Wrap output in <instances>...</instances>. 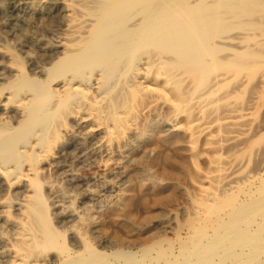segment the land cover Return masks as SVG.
Listing matches in <instances>:
<instances>
[{"label": "bare ground", "instance_id": "obj_1", "mask_svg": "<svg viewBox=\"0 0 264 264\" xmlns=\"http://www.w3.org/2000/svg\"><path fill=\"white\" fill-rule=\"evenodd\" d=\"M45 1L0 0V26L5 34L9 37L24 34L31 39H36L37 36L35 37L32 31L34 26L41 20L43 22L44 18L52 17V12ZM74 1L88 3L93 7L99 4V10L97 9L99 14L86 13L89 17L87 26L90 25L93 29H84L83 33H86L87 41L85 40L86 44L82 50L66 53L62 58L57 57L58 59L56 58L57 60L53 61L54 63L49 67V72L54 70L51 73L54 74L53 81L60 80L59 89L61 91L81 87L84 82L83 72L85 69H90L91 72L92 68L87 67L93 63L98 65L102 63L100 70L115 74V65L125 53L130 51L131 55V50L146 47L164 37H167V40L164 43L161 42V46L156 47L155 55L158 56L159 52L167 50L174 56L173 60L176 57L175 60L181 65L180 69L185 76L182 82L180 81V84L172 90L158 88V92L151 93L148 92L149 87L146 86L148 84L143 86L142 90L150 103L157 102L169 93L170 100L165 108L171 110L170 113L179 110L180 104L176 103L183 102L182 95L190 89L192 79H188L187 75H194L196 78L195 74L198 72L201 74V69L206 64L205 61H211V54H208L201 43L214 38L211 35L216 32L218 35H214L217 36L215 42L226 46L224 50L222 49L223 51L234 52L238 48H247L244 54L249 60L254 61L260 58L258 62H252L258 69L251 77L233 82L234 84L231 85L239 94L245 91L246 97L238 100L230 97L231 91L226 94L219 93L218 85L221 80L219 81L218 76H213L200 95L187 98L189 106L187 114L171 120L172 123L166 129L159 128L157 123H151L148 126L143 138L139 141L138 150L135 152L132 150L129 156L134 158L140 152L145 153L151 170L145 171L146 175L142 180L136 177L130 180L131 175H129V183L125 182L127 185L123 191L114 195L115 200L113 197V201L111 203L109 201L105 211L114 222L113 227L116 225L122 227V231H119L121 228L119 230L114 228L113 234L101 237L98 246L91 245L89 241L82 242L76 236L71 235L68 244L62 242L59 245L58 253L44 257L48 249L57 244L59 232L48 224L46 208L42 202L38 213L28 208L27 200H21L16 202L15 206L29 216L37 230V234H34L37 237L26 239L28 240L24 242L26 246L22 248L24 251L10 254L9 257L13 260H6L4 264H264V109L259 115L254 112L263 103L259 93L262 92L261 89H264V0H168L159 9L158 4L164 0ZM58 4L54 0V8ZM135 7L139 8L144 16L128 24L131 8ZM226 28L228 30L219 35V32L223 33L222 31ZM200 51L203 55L206 54L201 55L202 58L197 56L198 53L201 54ZM97 52L100 53L99 56ZM95 55L96 60L93 58L94 61L90 63V58L92 60ZM194 57L200 59H194ZM155 61L152 60V62ZM230 63V66L240 68L239 65ZM121 65L123 67L122 63ZM94 66L95 64L92 65ZM70 70L74 72V75L64 80L65 72ZM204 70L203 68L202 72ZM185 71L188 72L187 75ZM202 74L204 75V72ZM25 76L29 75L27 76L26 73ZM115 76L118 75L115 74ZM18 78L16 77L12 83H15ZM23 78L24 76L21 79ZM38 80L29 77L27 83L33 86L38 83ZM198 82L203 83L199 80ZM27 85L9 87L7 91L0 87V116L18 118L22 115L18 106L22 105L27 108L29 118L33 120L36 118L35 116L53 92L47 89L44 91V93L47 92L44 96L39 89L34 91L35 95H33L31 93L33 90L26 89ZM40 94L44 96V100H39ZM82 98L85 99V97ZM113 101H115L114 98ZM143 105L146 106L145 103ZM174 108L175 110H172ZM54 110L56 111V108ZM49 111L52 112L50 114L52 116L54 111ZM50 116L45 115V119L47 120ZM6 124L7 122H0V186L6 190H14L18 186L31 185L37 192L40 190L39 182L32 177L36 174L38 163L47 165L49 169L56 166L49 156L33 159L27 155L28 145L26 146L24 142L26 135L18 134L12 137V132H15L16 127L6 128ZM27 124L29 123L25 126ZM73 124L77 128H85L88 126V121L80 118L73 120ZM133 126L135 127L134 124ZM47 130H49V125L46 127ZM67 133L69 135L70 131ZM40 143L42 140L34 143L33 151L40 146ZM13 147L16 148L14 153L10 151ZM61 148L62 145L57 151ZM6 154L10 156L6 157ZM27 160L29 164L24 163ZM177 212L184 214L185 218L181 222L178 220V224L170 226L174 224L172 219ZM141 214L144 217L162 214L166 216L163 220V224H166L157 230L147 226L138 229L134 219ZM19 215L22 216V214ZM168 232L174 234L173 239L166 236ZM39 246L42 248L37 249ZM2 257H5L3 253L0 254V258Z\"/></svg>", "mask_w": 264, "mask_h": 264}, {"label": "rangeland", "instance_id": "obj_2", "mask_svg": "<svg viewBox=\"0 0 264 264\" xmlns=\"http://www.w3.org/2000/svg\"><path fill=\"white\" fill-rule=\"evenodd\" d=\"M56 1L57 3H59L56 7L57 9L54 8V0L45 1L50 8V12H52V17H48L47 19L44 18L43 22L41 20L40 22H37L38 26L37 24L34 26L32 31L33 34H35L34 36H37L36 39H31L24 34V36L22 34H19L17 37H9L5 34L4 30L0 26V87L5 88V91H7L6 89H8L9 87L28 84L26 89H29L30 91L33 90V92H31L33 95H35L34 91L39 89V92L43 93L44 96H46L47 94V92L44 93V91H47V89H51V91L53 92L50 99L45 103L42 109L35 116L36 118L34 117V120L29 118V116L27 115V108L22 105H16L18 106L19 112L22 115H20V117L18 118H15V116H11V118H3L5 117V115H1L0 122H7L6 128L16 127L15 132H12V137L17 136L18 134L26 135V140L24 139V142L26 146L28 145L27 155L31 156L33 159H40L44 156H49L51 157V162L56 166L53 169H49L47 168V165L38 163L35 174V176H37L32 177L39 182L40 190H38L37 192H35L34 188L31 185L18 186L14 190H6L2 186H0V254L3 253V255L5 256L0 258V264H4L6 260L10 261L12 259L9 257L10 254H13L15 252H23V249L26 246L24 242L28 241L26 239H36L37 237L34 236V234H37V230H35L29 216L15 206L16 202H19L21 200H27L28 208L38 213L40 212L39 206L42 202L43 206L46 208L45 211L48 216V224L53 226L59 232L57 244L54 245L51 249H48L49 251L47 254H45L44 257H46L47 255L58 253L57 251H59L60 248L59 245L62 244V242L68 244L71 235L76 236V238H78V240L82 242L89 241L91 242V245L98 246V242L101 237L113 234L112 231L114 230V228L118 230L121 228V230L119 231H122V227H119L117 225L116 227H113L115 226L114 222L110 217H108L105 211L107 210L109 201L111 203V201H113V197L115 200L116 194L122 192L124 187L127 185L126 183H129V175H131L130 180H134L135 177L138 180H142L146 175L145 173L148 170H151V166H149L150 163L149 161H147V156L145 153L140 152L134 158L129 156L132 150L133 152L138 150L140 144L139 141L143 138V134L145 131H147L148 126L151 123H157L160 126L159 128L166 129L172 123L171 120L187 114V112H189L187 98H194L200 95L206 89L210 78L213 76H218L219 81L221 80L218 85L219 93L226 94L227 92L231 91L230 97H232V99L238 100L241 97H246L247 93L245 91L244 93L239 94V92L233 89L231 85L235 82L251 77L256 69H258L252 62H258L257 60H259L260 58H257V60L254 59V61H251V58V60H249L248 56L244 54V51H246L247 48H238L234 52H229L227 50L223 51L226 46L220 45L215 42L217 36L214 35H218V33L216 32V34L211 35L214 38H207L208 40H210H207L209 43L207 41H203L201 43V46L206 48L208 54H211V59L209 58L211 61L206 60V64L203 63V65H209H204V75L202 74L203 68L201 69V74L199 72L195 74L196 78L194 77V75H187L188 72L185 71L186 75L188 76L187 78L192 79L190 80V89L189 91H186L185 95H182L183 102L176 103L180 104L179 110L170 113L171 110L165 108L168 105V101L170 100L169 93L166 96L158 99L157 102L150 103L148 101V98L145 97L144 91L142 90V87L146 84H148L146 86L149 87L148 92L151 93L158 92V88H166L172 90L175 86H178V84H180V81L182 82V78L183 76H185V74L180 69L181 65L177 63L178 61L175 60L176 57L174 61V56L168 53L167 50H162L158 53L160 54L158 56L155 55L156 47H158L159 45L161 46V42L164 43L167 40V37H164V39L161 38L160 41L149 44L146 47L140 48L138 50H131V55L130 51L129 53H125V55H123L115 65L114 72L118 76L114 77V73H107L106 71L100 70V65L102 63L99 65L93 63L87 67L92 68L91 72L90 69L84 70V82L81 87L72 88L67 91H61L59 89L60 80L53 81L54 74L52 75L51 73L54 70L49 72V67L58 58H62L64 54L82 50V47L86 44L85 40L87 41L86 33H83L84 29H93V27H91L90 25L87 26L89 24L87 18L89 17L86 15V13L95 12L98 15L99 13L97 12V9L99 10V4H97L96 7H93L92 5L84 2L76 3V1L74 0ZM167 2L168 0H164V2L159 3L158 9ZM76 11L78 12L75 13ZM139 12V8H131V14L129 15L130 21H128V24H131L132 21H135L138 17L140 19L143 18L144 14L142 12H140L139 14ZM78 15L80 16L78 17ZM116 21H118L117 18ZM73 25L74 27H72ZM66 30H68L69 32ZM225 30L227 31L228 29H224L222 31L223 33L219 32V35L224 34L226 32ZM75 31L77 32L75 33ZM149 49L151 51H149ZM162 52H164L165 54ZM200 52L201 54L199 55L198 53L197 55L200 56V58H202L201 55H206H203L202 51ZM224 53L228 54L223 55ZM219 54L222 55L220 56ZM97 55L99 56L100 53H98ZM164 55L167 56V58ZM168 55L171 58H169ZM219 56L222 58H220ZM95 57L96 55L92 57V60L90 58L89 62L91 63L96 60ZM218 57L222 60L220 61ZM93 58L95 59L93 60ZM196 58L194 57V59ZM216 58L217 60L215 61ZM151 59H154L156 61L152 62ZM163 59H165L166 61ZM166 62L168 63V65L166 64ZM229 62H231L230 64L239 65L240 68L234 67L233 65L230 66ZM120 63L123 64V67L122 65L120 66ZM219 63L223 64L221 65ZM94 64L95 66L98 65V67H92V65ZM214 64L220 67L218 68L214 66ZM126 65L129 66L127 67ZM212 66H214V68ZM20 68L25 69L23 70ZM155 68H157V70ZM211 69L214 73L211 71ZM178 70H180V72ZM24 71L26 72L24 73ZM119 71H121V73H119ZM71 72L72 70L65 72L66 76H63L64 80L72 78L74 72ZM123 72H125V74ZM164 72L166 73L164 74ZM26 73L27 76L29 75L28 77L25 76ZM134 73L136 76L134 75ZM23 76L24 78L21 79ZM202 76L206 78L204 79ZM16 77H19L18 80H16L15 83H12V81ZM29 77L35 78L37 80L39 79L38 83L33 84V86L30 83H27ZM45 77L47 78L45 79ZM117 78L118 80H116ZM198 80L202 81L203 83L200 84ZM44 84H46V86H44ZM197 84L199 85L196 87ZM30 86L34 89H32ZM261 91L262 92H260L259 95L263 99L262 106L259 109L254 110V112H256L258 115L264 109V89H261ZM122 93L124 95H122ZM74 94L76 97L74 96ZM113 94L114 96H112ZM44 96L40 94L39 100L43 99ZM82 97H85V99H83ZM113 98L115 99V101H113ZM144 103L146 104V106L143 105ZM254 104L255 103L252 104L253 107H255ZM54 108H56V111L54 110ZM49 110L54 111L52 116H50L52 112L50 113ZM172 110H175V108ZM48 113L49 115H47ZM129 113L132 114V116ZM42 114L44 117L42 116ZM45 115L50 117H47L46 120ZM22 118H25L26 120H23ZM28 118L29 120H27ZM38 118L40 119L38 120ZM80 118L87 120L88 126H86L85 128H77L73 124V120ZM139 120L141 121V123H139ZM26 123L29 124L25 126ZM133 124L135 125V127L133 126ZM179 124L181 125V123ZM48 125L49 130L46 131V127ZM122 127L125 129H123ZM66 131H70L69 135ZM39 140H42V143H40V146H38L39 148L37 147L33 151L32 147L34 143L39 142ZM60 145H62V148L60 151H57ZM14 150H16L15 147H13L10 151L14 153ZM5 156L8 157L10 155L6 154ZM24 159L25 158H23V160ZM24 163L29 164V161L27 160ZM24 163L23 165H25ZM108 167H110L111 169ZM111 173L113 176L111 175ZM37 197H39V199H37ZM99 201L101 202L99 203ZM19 214H22V216ZM162 214L154 217H144V215L141 214L138 216V218L135 217L134 223L138 229L147 226L149 228H152L153 230H157V228L159 229L166 224H163V220L166 218V216ZM53 215L56 216L54 217ZM104 216H106V218H104ZM184 218V214H182L181 212H177L176 216L172 219V223L174 224H171L170 226L178 224L179 221H183ZM76 219H78V221ZM107 221L108 223H106ZM20 227L22 230L20 229ZM101 228L104 231H107L104 232ZM166 236L170 239L174 238V234L171 232H168ZM17 239L22 242L19 243ZM41 248L42 247L39 246L37 249Z\"/></svg>", "mask_w": 264, "mask_h": 264}]
</instances>
